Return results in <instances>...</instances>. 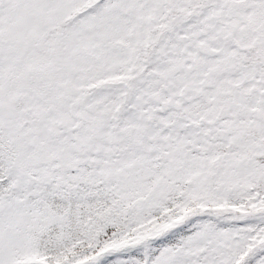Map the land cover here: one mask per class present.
Wrapping results in <instances>:
<instances>
[{
	"label": "snow or ice",
	"instance_id": "6c2138e0",
	"mask_svg": "<svg viewBox=\"0 0 264 264\" xmlns=\"http://www.w3.org/2000/svg\"><path fill=\"white\" fill-rule=\"evenodd\" d=\"M0 264H264V0H0Z\"/></svg>",
	"mask_w": 264,
	"mask_h": 264
}]
</instances>
